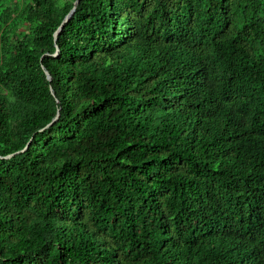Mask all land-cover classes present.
Listing matches in <instances>:
<instances>
[{"label":"trees","instance_id":"16d2710c","mask_svg":"<svg viewBox=\"0 0 264 264\" xmlns=\"http://www.w3.org/2000/svg\"><path fill=\"white\" fill-rule=\"evenodd\" d=\"M0 264H264V0H0Z\"/></svg>","mask_w":264,"mask_h":264},{"label":"water","instance_id":"95a60500","mask_svg":"<svg viewBox=\"0 0 264 264\" xmlns=\"http://www.w3.org/2000/svg\"><path fill=\"white\" fill-rule=\"evenodd\" d=\"M76 4H77V3H76ZM74 10H75V8H74ZM74 10L69 14V16L67 17L66 21H68V20L71 18V16L73 15ZM46 73H47L48 79L50 80V75H49V73H48V72H46ZM56 120H57V118H56L54 121H56Z\"/></svg>","mask_w":264,"mask_h":264}]
</instances>
